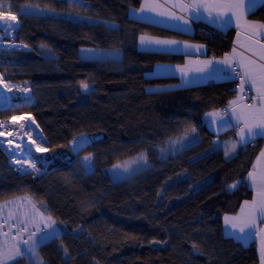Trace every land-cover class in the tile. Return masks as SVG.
Here are the masks:
<instances>
[{
  "label": "trees",
  "instance_id": "obj_1",
  "mask_svg": "<svg viewBox=\"0 0 264 264\" xmlns=\"http://www.w3.org/2000/svg\"><path fill=\"white\" fill-rule=\"evenodd\" d=\"M5 2L18 14L15 39L27 47L7 51L0 70L7 80L31 88L32 98L20 96L13 106L0 108V118L33 114L48 150L68 154L42 173L19 174L0 145V202L28 195L63 228L39 247L43 261L259 264L257 243L246 245L226 235L224 216L237 213L252 196L248 174L262 143L241 145L234 129L216 134L205 120L207 112L237 96V80L153 90L178 82L151 77L155 66L181 64L186 56L139 48L140 37L151 35L204 43L210 54L221 57L231 50L235 29L199 24L194 32H183L134 19L129 11L142 0ZM25 5L46 14L22 15ZM249 17L264 22V6ZM113 24L116 29L107 26ZM85 47L119 51L120 57L85 59ZM186 132L180 151L161 152ZM80 133L101 136L91 145V170L70 147ZM234 143L235 151L226 155ZM141 153L147 155L146 166L131 177L115 180L108 172ZM17 262L32 264L26 255L8 264Z\"/></svg>",
  "mask_w": 264,
  "mask_h": 264
},
{
  "label": "snow or ice",
  "instance_id": "obj_2",
  "mask_svg": "<svg viewBox=\"0 0 264 264\" xmlns=\"http://www.w3.org/2000/svg\"><path fill=\"white\" fill-rule=\"evenodd\" d=\"M65 2L77 5L82 4V0H65ZM258 5L264 6V0H248L247 9L245 6V0H189V2H185V0H175V2L169 0L170 8H175L180 13H183L182 15H177L175 11L165 8L163 4L156 3L154 0H152V2H150V0H144V4H142L139 11L141 13L155 12L158 16L170 17L173 20L183 21L184 25H189L191 21L187 17H191L193 14L200 13L201 10H203L209 17H215L219 19L222 24L226 25L231 23L230 14L236 15L239 18L244 15L245 11L251 12ZM12 10L13 8L11 4H5V0H0V22L4 23L3 31L5 32L15 31L18 24L15 15H4L5 11L10 13ZM20 11L21 14L25 16L46 14L44 10L39 9L38 6L35 5H25ZM107 26L112 29H116L117 27L114 24ZM248 28L249 35L247 36V40L250 43L241 46L252 55H245L242 52H237L236 48H233L232 57L226 56L218 63L226 65L228 69H231L235 62L238 67L243 69V74L240 76L239 91L244 93L245 85H248L249 89L254 88L256 96L253 98V103H242L244 97L241 95L229 102L231 116H229L228 110H225L223 114L215 111L208 113L209 116L217 119H220L222 115L229 116V119L223 121V123L225 126H239V142L242 143L251 142L257 137L264 138V42H262V39H264V23L258 25L252 24L249 25ZM258 36L261 37V39H258ZM181 44L182 42L177 40L150 38L143 35L140 37V45L142 49L146 51H176L180 50L179 46ZM21 47L26 48L27 46L21 45ZM184 47L188 46L184 45ZM196 50L200 51L201 49L200 47H197ZM81 51L84 54L83 58L85 59H98L103 61L108 55L103 53L100 49H82ZM114 55L116 59H119L118 53H115ZM253 56L257 57V59H253ZM236 57H239V59L236 60ZM199 63L204 64L206 67H212L214 61L207 60ZM168 67L169 66L158 65V68L165 70H167ZM204 70L205 69L201 68L196 69L197 72ZM214 71L225 72V69H214ZM180 75L182 78L181 85L172 86L173 88H179L191 83V80L187 78V73L184 69H180ZM2 83L3 80L0 78V84ZM4 87L9 88L10 86L4 84ZM81 87L86 92L90 90L89 85L86 82L81 81ZM164 90L167 89H158V91ZM25 91L27 90L25 89ZM233 117L235 118L234 125L232 120ZM13 123H15V121H13ZM195 131L196 129L193 127L191 132L195 133ZM186 139H188L187 132L183 136L178 137L175 141H170V143L183 144ZM193 139H195V137H193ZM71 143L73 146H80L87 143V139L84 134L81 133L79 134V139L74 138ZM236 146L235 143L232 144L231 148L228 149L225 154L228 155L229 151L234 152ZM37 151H47V149H42L37 145ZM164 151V149H161V152ZM260 158H264V151L260 153L258 162ZM140 160L146 162L147 155L141 153L137 158V161ZM83 161L89 169L94 167L91 156L84 157ZM17 163H20V161H17ZM24 163L28 164L33 170L38 171L35 163H30L28 160H25ZM130 167L131 165L129 162H125L123 164L114 165L112 171L115 169H123L127 172ZM248 178L255 187L256 197L251 202H244L245 207L241 208V216H226L224 218L226 225H230L232 229L238 230L239 233L244 235L255 234L254 230L257 227L258 217H264V169L257 172L254 166L253 171L249 172ZM232 187H235V185H232ZM22 204L23 201L16 202L15 211L10 208L7 212V217L0 220V230L3 229L4 224H9V221H12V223L9 224L8 232L15 229V235L4 240L3 243H0V264H8L9 261H13L17 257L23 255L35 258L34 264H41L38 254L39 247L46 241L59 235V233L53 228L55 222L51 220L50 217H46L43 213L38 212L34 205L32 206L30 214L28 211L23 210ZM0 212H3V206H0ZM41 225L44 227L42 228ZM47 229H52V231H48ZM259 231L261 233V251L264 253V229H260ZM8 232H4L3 235L7 237ZM37 233L40 235H37ZM25 234H27L26 239L24 238ZM21 247L24 248V251H21ZM193 247L195 248L196 245L194 244Z\"/></svg>",
  "mask_w": 264,
  "mask_h": 264
},
{
  "label": "crops",
  "instance_id": "obj_3",
  "mask_svg": "<svg viewBox=\"0 0 264 264\" xmlns=\"http://www.w3.org/2000/svg\"><path fill=\"white\" fill-rule=\"evenodd\" d=\"M152 2V0H150ZM154 2L163 4L165 8H168L171 11H175L177 15H182L183 13H180L177 9L175 8H170L169 7V0H154ZM175 2V0H173ZM185 2H189V0H185ZM142 4H144V0H142V3L139 7L137 8H132L129 11V15L134 18L138 19L141 21H147L156 25L168 27L174 30L178 31H183V32H194L199 24H207L212 27H215L217 29L227 31L231 28L235 29V35L233 38L232 42V48L230 51L224 53L221 57H216L213 54L209 53V48L206 44L204 43H199V42H191V41H182L179 39H172V38H161L157 36H151V35H143L145 37H150V38H158V39H167V40H177L182 42V44L179 46L180 50L176 51H168V52H175V53H183L186 56V59L183 63L181 64H157L154 68V70L150 73L151 77H175L178 79L177 83H174L169 86H158V87H152L151 89L153 90H158V89H170L173 88L172 86L175 85H181V75H180V69H184L185 72L187 73V78L191 80V83L182 86V87H189L193 85H199V84H204L211 82L213 80H225V79H236L240 83V76L243 74V69L238 67L235 62L232 65L231 69H228L226 65H223L221 63H218L219 61H222L226 56L232 57L233 55V48H236L237 52H242L245 55H252L251 53L247 52L244 47L241 45H247L250 42L247 40V36L249 35V25L252 24H260L264 23L263 21L252 19L249 17L248 11H245L244 15L240 16L239 18L236 15H231V23L229 24H222L221 21L215 17H209L203 10H201L200 13H195L191 17H187L190 19V24L189 25H184L183 21L180 20H173L170 17H161L158 16L157 13L155 12H144L141 13L139 9L141 8ZM245 6L246 9L248 7V0H245ZM259 6V5H258ZM257 6V7H258ZM256 7V8H257ZM254 8V9H256ZM253 9V10H254ZM163 10V9H161ZM144 17V18H142ZM258 39H261V37H257ZM239 41V42H238ZM262 42H264V39H262ZM184 45H187L188 47H184ZM176 47V46H173ZM197 47H200V51H197ZM139 48L142 49L140 45V39H139ZM236 60L239 59V57L235 58ZM253 59H257V57L253 56ZM207 60H213V66L212 67H206L204 64L199 63L201 61H207ZM158 65L160 66H169L167 70L158 68ZM201 68L205 69L204 71L197 72L196 69ZM214 69H225V72H220V71H214ZM248 86V85H245ZM251 93L256 96L255 89H251ZM238 96H241V92L239 91V88H237V96L234 98L236 99ZM232 99V100H234ZM231 100V101H232ZM242 103H246L242 101ZM258 103V101H257ZM225 110L229 111V116H231V111L229 108V104L225 107L213 109L205 114V120L208 128L213 131L216 134H221L229 129H234L236 131V136L239 141V126H225L223 121L228 120L229 116H223L220 119L211 117L208 115V113L211 112H218L223 114ZM233 120V125L235 124V118H232ZM255 140L261 141V149L260 152L255 159L254 165L251 169L250 172L253 171V168L255 166L256 171L260 172L261 169H264V158H260L258 162V157H260V153L264 151V138L262 137H257ZM253 140V141H255ZM252 142V141H251ZM242 143L239 142L241 145H248L249 143ZM248 185L252 188V196L250 198H247L243 201L242 207H245L244 202L249 201L251 202L255 197H256V190L255 187L252 185L251 181L248 178ZM241 208L239 211L235 214H226L224 218L227 217H238L241 216ZM257 227L260 229H264V217H258L257 219ZM224 230L226 235L231 236L237 240H240L246 245L251 244L252 241V235L253 234H248L244 235L239 233L238 230H234L231 228L230 225H226L224 222ZM247 232V230H246ZM257 251L259 255V264H264V253L261 251V233L259 231V235L257 238Z\"/></svg>",
  "mask_w": 264,
  "mask_h": 264
},
{
  "label": "built area",
  "instance_id": "obj_4",
  "mask_svg": "<svg viewBox=\"0 0 264 264\" xmlns=\"http://www.w3.org/2000/svg\"><path fill=\"white\" fill-rule=\"evenodd\" d=\"M2 40L3 43L0 44V47L3 48V50L10 49L9 44H11L13 47L17 46L15 44H12V42H9L4 39ZM4 55H6V51ZM0 78H2L3 82L5 83L7 82L1 72H0ZM239 85L240 83L239 81H237L236 88H239ZM28 90H30V88H28ZM241 95H243L244 97L243 100L244 102L249 104L253 103L254 95L251 93V89H249L248 86H245V92L241 93ZM20 96H23L21 89H17L14 92V89H11L10 91L9 88L3 86V83L0 84V108H8L13 106L15 100ZM13 121H15V123H13ZM0 133H2L0 134V145L7 152L9 156V164L12 167V169L19 174H28V173L36 174V170H33L28 166V164L24 163L25 160H28L30 163H35L36 166L41 165L39 158L38 157L34 158L35 156L33 154L34 150L32 149L34 146L37 145V143H40V139L42 138L45 139V134L39 123L36 121L33 114L31 113L19 114L11 117L8 120L0 118ZM83 134L87 139V143H84L80 146L72 145L71 142L73 141L74 138L79 139V134L74 136V138L70 142L71 150L75 153L79 152L80 148L90 147L95 140L101 137L100 135H94L88 133H83ZM257 143H258L257 140L252 141L250 143V146L253 147L257 145ZM17 161H20V163H17ZM254 233L255 234L252 235V241L257 242V238L259 235L258 227H256V229L254 230Z\"/></svg>",
  "mask_w": 264,
  "mask_h": 264
},
{
  "label": "rangeland",
  "instance_id": "obj_5",
  "mask_svg": "<svg viewBox=\"0 0 264 264\" xmlns=\"http://www.w3.org/2000/svg\"><path fill=\"white\" fill-rule=\"evenodd\" d=\"M5 4H8V3L5 2ZM4 15H15L18 18V14L14 13L12 11L10 13L7 12V11H5ZM18 22H19V19H18ZM3 29H4V23L3 22H0V44L3 43V40L2 39H4V40H7L9 42H12V44H15L17 46H14L13 47L11 44L8 43L9 46H10V49L3 50V48L0 47V60L3 57L6 56V55H4L5 54V51H6V54H7V51L13 50V49L25 50V49H23L24 47H21V45H24V44H21V42H18L15 39V37H16V30L15 31H12V32H5V31H3ZM83 49H100V48L85 47ZM100 50H102L103 53L108 54L105 59L115 58V55H114L115 53H118L119 54V57H120V52L119 51H115V50H111V49H100ZM81 55H82V57L84 55L82 53V51H81ZM0 72L3 74L2 71H0ZM3 77L5 78V75L4 74H3ZM5 80L7 82L6 83L3 82V86H4V84L9 85L10 86L9 87L10 91H11V89H14V92H15L17 89H21V91L23 93V96L32 98L31 88H30V90H28V87H26L24 85H21V84H18V83H14L12 81L7 80L6 78H5ZM169 85H171V84H169ZM169 85H163V86H169ZM154 87H158V86H154ZM25 89L27 91H25ZM183 135H180L178 137H181ZM178 137L172 138L170 141H175ZM45 140H46V137H45V139H43V138L40 139V143H37V142L36 143H37V145L40 144L39 146L42 149H47V151H37V145L34 146L33 149H32V150H34V153H33L35 155L34 158L38 157L39 160H40V163H41L40 166H36V168L38 169V171H36V174L42 173L43 170H44L43 168L46 167L53 160H55V159H65L66 160L68 158V154H66V153H53V152H50L48 150L47 146L45 145ZM170 141L163 148L165 150L163 152L164 155L175 154L178 151H180L183 148V146L185 145V140H184L183 144H181V143H170ZM79 152H80V156H81L82 160L86 156H91V157L93 156V148L91 146L90 147H87V148H80L79 149ZM140 155L141 154H139L137 156H134V157H131V158H128L126 160H123V161L117 163V164H123L125 162H129V164L131 165V167H130V169L127 172H125L123 169H115L114 171H112L114 165L108 168V172L112 175V177L115 180H121V179H125V178H128V177H131L134 173L138 172L139 170H141L142 168H144L146 166V162H144L142 160L137 161V158ZM117 164H115V165H117ZM18 201H23V204H22L23 210L28 211L30 214H31V211H32V206L34 205L35 208L38 210V212L43 213L46 217H50L51 220H53L55 222L53 224V228L59 234H61L63 232V228L57 222V220L54 219L53 217L49 216L48 214H45L42 211V209H41L40 205L38 204V202L35 201L32 197H30L28 195L19 196V197L13 198V199H8V200H5V201L0 202V206H3V212H0V220H3L4 218L7 217V212H8V210L10 208L13 209V211H15L16 202H18ZM37 221H38V217H37ZM10 223H12V221H9V224ZM9 224H4L3 229L0 230V243H3L4 240L9 239L13 235H15V229H13L11 232H8ZM41 227L43 228L44 226L41 225ZM47 230L48 231H52V229H47ZM4 232H8V236L7 237H5L3 235ZM37 235H40V234L37 233ZM24 238L25 239L27 238V234L24 235ZM21 251H24V248L23 247H21ZM26 256L31 261V263L34 264V259L35 258H33L31 256H28V255H26ZM39 261L41 262V264H46L43 261V259L40 257V255H39Z\"/></svg>",
  "mask_w": 264,
  "mask_h": 264
}]
</instances>
